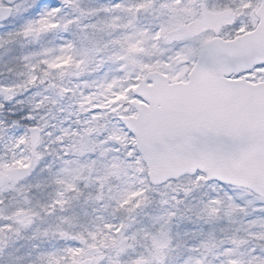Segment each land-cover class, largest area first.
I'll return each mask as SVG.
<instances>
[{
	"label": "snow or ice",
	"instance_id": "obj_1",
	"mask_svg": "<svg viewBox=\"0 0 264 264\" xmlns=\"http://www.w3.org/2000/svg\"><path fill=\"white\" fill-rule=\"evenodd\" d=\"M69 5L79 7L76 0H0V45H38L19 58L25 92L0 81V182L30 175L34 161L53 151L73 165L66 150L73 143L93 149L72 172L47 165L56 186L49 201L0 217V259L89 264L96 247V264H264V0H113L95 10L111 39L94 60L87 49L96 48L95 32L84 27L72 38L78 21L66 15ZM147 15L154 23L141 24ZM106 66L103 76L87 78L83 93L56 92L78 101L83 122L50 125L38 149L30 148L48 110V93L37 94L60 84L66 70ZM80 197L92 206L84 226L70 211ZM29 214L59 220L31 239L76 245L34 244L27 258L15 255L9 233ZM181 223L183 233L175 230ZM157 236L166 239L154 244Z\"/></svg>",
	"mask_w": 264,
	"mask_h": 264
},
{
	"label": "rangeland",
	"instance_id": "obj_2",
	"mask_svg": "<svg viewBox=\"0 0 264 264\" xmlns=\"http://www.w3.org/2000/svg\"><path fill=\"white\" fill-rule=\"evenodd\" d=\"M79 7L69 5L65 8L67 16H75L77 18V24L72 31V38H77L81 35V29L86 27L89 31L95 32L96 48L87 49L90 60L95 59L96 51L99 47L108 39H111L109 31L105 28V20L101 15H97L95 10L103 6H109L104 0H76ZM47 40H54L55 37H47ZM43 43V41L41 42ZM38 47L35 40H20L16 43L9 44L7 47L0 45V81H6L9 83L18 82L16 92H25L23 73L26 69L19 67L21 60L19 59L25 53H28L31 49ZM87 48V46H85ZM66 63V61H65ZM60 62H58V65ZM111 70V66L103 67L102 70L88 69L85 71L66 70L62 74L57 76V79L61 81L60 84L53 86L51 83L37 95H44L48 93V98L44 102V107H47V112L39 117L40 122L44 123V126L48 128L50 125H54L55 128L67 127L71 125L73 128L78 123L83 122V114L77 113L76 106L78 101L74 98H66L63 95H57L56 92L60 87H71L73 92L77 95L83 93L89 87V81L87 78L95 76H103L106 72ZM43 79H49L48 76ZM30 87V86H29ZM5 100H12V94L4 95ZM31 99V97H29ZM69 102L68 105L65 102ZM54 102V103H53ZM30 106L27 102L24 105H17V108ZM103 129H99L102 131ZM22 131V129H21ZM43 139L45 137L43 136ZM30 147V146H29ZM67 151L74 153L75 162L80 160H86L92 153L93 149L84 143H73ZM73 165H64L61 160L56 159V154L53 151L47 161L41 162L35 160L33 163L34 171L29 175L25 172H17L12 179L11 192L6 194L2 188H0V198L6 197L7 207H0V217H6L10 215L12 210L20 207H25L30 210H35L39 204L49 201L56 195V186L53 185L49 179L51 173L48 170L47 165H52V172L54 173L58 169H63L65 172H72L75 167ZM75 174V173H72ZM90 183V182H88ZM23 185V190H20L19 186ZM30 189V191H29ZM94 191V188L89 187L85 189V193ZM243 196V193H240ZM71 212H74L79 216V225L84 226L90 222L92 217V206L90 203L86 204L83 197L72 201ZM63 215V214H62ZM109 220L114 218L107 213ZM24 219L23 217H14L13 220L17 221ZM59 223L56 216H43L41 218L33 217L31 214L24 219L23 223H16L15 229L12 233H9L8 244L10 250L15 252V255L27 258V254L32 250L34 244H38L41 249H62L69 245L75 246L77 241L71 238H46L43 240H33L31 236L34 232L49 225H55ZM74 227L76 225L74 224ZM186 224L181 223L176 227V231L184 232ZM166 239L165 237L157 236L154 244ZM127 250V249H125ZM119 249H110L109 255H115ZM89 258L99 256V252L96 247L88 249ZM94 264H96V260ZM0 264H4V260L0 259ZM21 264H26V260L21 261Z\"/></svg>",
	"mask_w": 264,
	"mask_h": 264
},
{
	"label": "water",
	"instance_id": "obj_3",
	"mask_svg": "<svg viewBox=\"0 0 264 264\" xmlns=\"http://www.w3.org/2000/svg\"><path fill=\"white\" fill-rule=\"evenodd\" d=\"M35 135L37 137V139L35 140L34 144L33 145H30V148H32L33 150L37 149L40 141H41V131L40 129L37 130L35 132ZM12 181L10 183H7V182H0V187H5L4 188V192L5 193H10L11 192V185ZM89 264H93V260L92 259H89Z\"/></svg>",
	"mask_w": 264,
	"mask_h": 264
},
{
	"label": "trees",
	"instance_id": "obj_4",
	"mask_svg": "<svg viewBox=\"0 0 264 264\" xmlns=\"http://www.w3.org/2000/svg\"><path fill=\"white\" fill-rule=\"evenodd\" d=\"M104 2H106V4H109V6H111L113 0H104ZM140 23L143 25H150L154 23V20L151 15H147V16L141 17ZM19 67H21L20 64H19ZM26 76H27V70H25L23 73L24 81L26 79Z\"/></svg>",
	"mask_w": 264,
	"mask_h": 264
},
{
	"label": "flooded vegetation",
	"instance_id": "obj_5",
	"mask_svg": "<svg viewBox=\"0 0 264 264\" xmlns=\"http://www.w3.org/2000/svg\"><path fill=\"white\" fill-rule=\"evenodd\" d=\"M65 104L68 105L69 102L66 101ZM38 119H39V117H38ZM40 124H41V128H40V129H41V133H42V132H43V129L46 128V127L44 126V123L40 122ZM43 140H44V139H43V136H42V141H43ZM42 141H41V142H42Z\"/></svg>",
	"mask_w": 264,
	"mask_h": 264
}]
</instances>
